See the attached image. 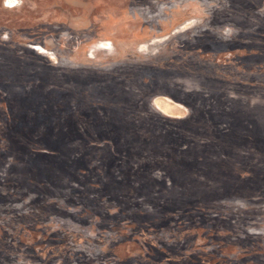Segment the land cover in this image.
<instances>
[{
    "label": "rangeland",
    "instance_id": "rangeland-1",
    "mask_svg": "<svg viewBox=\"0 0 264 264\" xmlns=\"http://www.w3.org/2000/svg\"><path fill=\"white\" fill-rule=\"evenodd\" d=\"M211 40L229 45L207 54L217 53L206 57L215 75L191 79L207 82L211 100L201 110L176 101L174 87L170 95L121 88L123 71H148L157 57L171 68L195 63ZM127 96L134 102L122 101ZM157 98L182 108L163 115L152 105ZM97 107L113 111L106 120ZM161 117L183 122L181 141L153 135ZM34 132L81 147L59 177L79 173L82 195L93 197L86 208L11 177V153ZM111 152L132 164L144 157L150 174L119 166ZM193 156L200 162H184ZM127 174L147 184H121ZM104 195L163 199L169 220L122 211L123 221L98 228L120 208L97 203ZM142 220L151 233L162 227L160 238L183 256L160 264H264V0H0V264H156L134 231ZM48 238L57 243L45 262ZM70 251L82 262L68 261Z\"/></svg>",
    "mask_w": 264,
    "mask_h": 264
},
{
    "label": "trees",
    "instance_id": "trees-1",
    "mask_svg": "<svg viewBox=\"0 0 264 264\" xmlns=\"http://www.w3.org/2000/svg\"><path fill=\"white\" fill-rule=\"evenodd\" d=\"M228 45L229 44L227 41H221V40H218V41L211 40L207 42V45H204L205 53L202 55V58H200V60L197 57V62H195V63H198L199 61L197 65H199L200 67H198V69H196L195 63H190V64L182 63V64H177V65L175 64L176 67L171 68L170 61L168 63V59H166L165 57L164 58H160V57L152 58L150 61L146 62L149 65L147 68L148 71L131 73L130 71L125 70L121 74L119 73L120 78H121L120 86L122 89H124V92H128L127 89H130L136 92L137 94H142V93L150 94L152 91H154L153 88L156 89L157 87H162L167 90L166 93L168 95H170L169 89H171V87H174L175 88L173 89L174 94H172V96L176 101H179V102H182L188 105H190L191 103L197 109L201 110L200 107L203 104V101L211 100L209 92L204 88L207 82L204 83L203 81L200 80L199 83H197L196 81H193L191 79L193 76L195 77L198 76V78H200L199 75H201L203 77V72L207 73L210 76H212V73L215 75V73L211 71L212 63L206 62L208 60L206 59L207 54L210 52L214 53L213 49L215 48H216L215 49L216 52H218L219 50H227ZM216 55L215 57H213L212 55L207 58H211L215 60ZM213 60H210V61H213ZM219 62L227 63L228 60L225 58H222V61H219ZM227 64H230V63L228 62ZM172 69L174 71L170 72ZM195 70H198V71L196 72ZM159 72H161V75ZM198 72H200V74ZM156 77L158 79L157 80L158 85H156V82H155ZM208 81L210 84L213 83V80L210 78H208ZM217 81H219V79ZM134 100L135 99L132 96H127L122 101H125L127 104H129L130 102H134ZM112 111H113L112 107L111 108H108V107L98 108L97 107L95 111L93 110V113L107 120L109 118L108 112L112 113ZM101 112L104 114L102 115ZM156 119H157L156 122L160 125L159 126L160 128L157 129L158 133H156L155 131L153 135L167 137L168 139L178 140V141H181L183 139L181 138V135H178L182 130L187 129L186 127L181 126L183 122L178 121V120H171L165 117L156 118ZM228 129L229 128L224 125L223 130H228ZM31 134H32L31 136L25 135V138H30L29 141L33 143H30L28 141L29 144L26 147L22 148L21 150H19L18 148H15L13 150V153H11V160L8 164L9 166H11V168H13L14 166L18 168L17 171L13 173V175L11 174V177L13 179L24 178V180L30 185V187L32 189L37 190L41 195H44L47 197L49 196L50 197L51 196L64 197L71 202L72 206L83 205V207L86 208V204L89 203L93 197L90 195L89 196L82 195L83 194L82 193L83 192V181L80 179L79 173H77L78 175L76 178L74 175L69 180L66 178L63 179L61 176L59 177L60 173L61 172L63 173L64 169H66L67 166L68 168L70 167L72 168L71 164L74 163L78 159L76 157H77V153H80L79 148L81 147L75 146L76 140L68 141V144H67L66 140H62L63 139L62 137H56L57 139H52L51 137H48L47 135H45V138L43 139L42 135L41 134L39 135L38 132H34ZM8 139H10L11 141V137H8ZM123 143H126V142H123ZM128 147L129 146H126V148ZM42 154L44 156L48 155L52 159V161L45 159L43 157H40L42 156ZM55 155L57 157H55ZM110 155L114 163L115 162L117 164L120 163L119 166H124L125 168L127 166V168L130 169L131 171L142 172L141 167H144L143 169H146V171H148L147 169L150 166L149 163H144L146 162V160H144L145 159L144 157L137 158L138 162L140 161L143 163L132 164L129 160L125 159L123 157V154L120 152L119 153L111 152ZM15 160H17V163L19 162V165L16 164ZM122 161H123V164H121ZM175 162L178 165L184 162H187L188 165H195L200 161L197 159V157L193 156L191 157V159L188 158L184 162L183 161L181 162V158L178 157ZM21 167L23 170L22 172L18 171ZM149 172L150 170L148 171V173ZM126 173L129 174L130 172H126ZM47 174H51L49 176L52 177L53 179L51 180L48 176H44ZM141 174L147 175V172H143ZM127 176H126V180H121L122 182L121 184H123V182L126 181L125 183H128L129 186L131 185V188H134V189H139L143 187V185L147 184L144 177L140 179L139 182H136L132 174H130V176L128 177ZM134 176L136 177V175ZM118 198H111L108 195H104L98 198L100 202H97V203H100V204L102 203L103 205L110 203L112 207L119 206L121 208V209L119 208L118 215L116 214V215H111V217L109 216L110 218L108 220L110 221L109 223H106L105 218L102 217L104 223L102 225L100 223L98 228L104 229V228H107L108 225H111L113 223H120L121 221H123L124 219H118V217L122 215V211H124L125 213L126 212L131 213L132 211H135V212L139 211L138 215H141V216L150 215L152 218L153 216H156L160 219V221L162 220L161 223L162 222L167 223L169 220L168 215H166L163 209L164 208L163 204L165 203L163 199H158L155 202L149 203V202L137 200L136 196L134 197V195H132L129 198H120V197ZM100 206L93 208L92 212L96 211V209L97 211H99L98 209ZM138 215H136L135 217H137ZM135 217L134 215L130 217V221L135 219ZM124 218L128 220V217H124ZM134 228H135L134 230L135 233L141 237V239L143 240V243L146 246H149L150 249L153 250V254L155 256V259L153 260L155 261L156 264H160L162 262H167V263L177 262V261L179 262L183 258V256L181 255L177 256L175 253H173L171 251L172 250L171 246H168L166 243H164L163 239L160 238L161 236L160 232L163 231L162 227H155L154 231L151 233V231H149L150 230L149 223H147V221L142 220V222L138 224V227H134ZM149 235L157 236V240L161 243V247H157L155 244H153L152 241L148 238ZM56 241L57 240L53 238L47 239V245L45 247V250H43L44 252H47V253L43 261L46 262L48 260V256L51 253H54L52 252V250L57 243ZM162 243H163V246H162ZM39 255L41 257L43 255V252L39 253ZM66 256H67V260L70 262H75V261L82 262L81 260L77 259V257H79V253L76 251H70L66 254ZM147 256L149 257L150 255L147 254ZM201 263L203 264V262ZM207 264H218V263H216V261H209Z\"/></svg>",
    "mask_w": 264,
    "mask_h": 264
},
{
    "label": "flooded vegetation",
    "instance_id": "flooded-vegetation-1",
    "mask_svg": "<svg viewBox=\"0 0 264 264\" xmlns=\"http://www.w3.org/2000/svg\"><path fill=\"white\" fill-rule=\"evenodd\" d=\"M159 99H165V98H157V99H155L154 101H153V103H152V105H153V107H157V111L159 112H161L163 115H166V116H170L171 114H173L174 113V111H171V113L170 112H165V111H163L161 108H160V105L162 104V103H165V104H167V102L169 101V102H172V101H170L169 99H165V100H159ZM157 100H159V101H157ZM167 100V101H166ZM156 104V105H155ZM168 105V104H167ZM177 108H182L180 105L177 107L176 106V108L175 109H177Z\"/></svg>",
    "mask_w": 264,
    "mask_h": 264
},
{
    "label": "bare ground",
    "instance_id": "bare-ground-1",
    "mask_svg": "<svg viewBox=\"0 0 264 264\" xmlns=\"http://www.w3.org/2000/svg\"><path fill=\"white\" fill-rule=\"evenodd\" d=\"M105 46L103 45V43L102 44H100L99 46H103V48L105 49V50H108L109 49V47H110V43H108V42H105ZM35 49H37L36 47H35ZM43 53H45V52H43ZM156 105V104H155ZM160 108L163 110V111H165V112H170L171 113V111H174L175 110V108H173V107H171V106H169V105H167V104H165V103H162L161 105H160Z\"/></svg>",
    "mask_w": 264,
    "mask_h": 264
}]
</instances>
